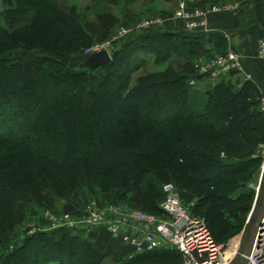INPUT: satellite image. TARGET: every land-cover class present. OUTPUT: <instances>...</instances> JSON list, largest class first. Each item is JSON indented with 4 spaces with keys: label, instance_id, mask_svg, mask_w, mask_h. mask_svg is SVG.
Masks as SVG:
<instances>
[{
    "label": "trees",
    "instance_id": "trees-1",
    "mask_svg": "<svg viewBox=\"0 0 264 264\" xmlns=\"http://www.w3.org/2000/svg\"><path fill=\"white\" fill-rule=\"evenodd\" d=\"M0 1L4 23L0 24V243L8 241V233L29 213L23 188H37L34 179L38 175L47 187L74 175L72 182L88 179L85 175L90 171L99 173L91 165L75 170L76 154L83 155L82 161L87 156L115 155L118 163L113 167L122 170L99 174L107 190L116 194L105 198L136 192L138 198L132 194V200L142 211L157 216L162 215L161 185L172 180L179 190L199 197L193 212L204 213L214 239L226 242L225 236L238 229L242 207L254 198L246 181L262 163L264 111L256 102L261 92L252 80L234 91L235 86L222 78L195 93L189 82L202 79L193 73L194 60L208 58L212 51L226 53L227 38L218 32L137 29L113 49L105 65L88 69L83 61L84 69L72 72L58 57L73 53L65 34L79 29L75 16L66 14L55 0ZM130 16L127 12L123 18ZM54 23L60 25L57 32L52 29ZM81 30L85 31L83 26ZM177 57L185 60L180 72L170 63ZM148 58L155 65L166 64V69L140 74L132 85L133 76ZM99 95L110 102L104 104ZM84 119L88 128L79 139L73 138L72 130L69 136L68 126ZM129 154L140 157L132 165L119 161ZM23 168L34 173L22 184L18 172ZM97 180L92 181L99 189L103 181ZM71 204L82 205L76 199ZM68 207L65 211H72ZM101 234L106 237L99 252L107 245L119 251L105 231L92 234L93 246L98 248ZM86 236L64 227L35 230L14 250L1 254L0 264H44L50 259L58 264H101L86 248ZM233 249L230 246L229 253ZM178 256L175 249L147 250L123 264H154L156 257L170 261Z\"/></svg>",
    "mask_w": 264,
    "mask_h": 264
},
{
    "label": "rangeland",
    "instance_id": "rangeland-1",
    "mask_svg": "<svg viewBox=\"0 0 264 264\" xmlns=\"http://www.w3.org/2000/svg\"><path fill=\"white\" fill-rule=\"evenodd\" d=\"M118 2H116V4L111 3L110 1H97V0H55L56 3H58L57 5H59L60 7L62 6L66 12H69V15L75 16L77 18V20H79L80 25L78 26L79 29L74 31H71L70 35H67L68 40H70V43L72 42V47H73V53H69V55H64L62 57H58L60 60L64 61L66 64L67 69L71 70L72 72H78L80 70H83L84 67L82 68L80 66V64L84 61V58H87V56L90 54H85L84 50L87 49L90 46H96V44L102 48L100 49H106L109 54L111 55V52L113 51L114 48L118 47L121 42L124 40L123 38L125 36H128L131 32H123V36L122 35H118L117 34V30L120 28L121 23L123 24L124 22H131V21H135L138 18L140 19L141 17H150L147 18L150 21V25L148 26L149 28L147 29H153V31L157 30V31H163V29L167 28V29H171V30H176V29H184L187 34H191L193 31L187 30L186 28L188 27V25L186 24V22L181 19L180 17H176V9L178 8V4H181L183 6H185V8L187 10H192V9H200L202 11H204L205 13L208 12V15L210 16L211 14L217 13L219 12V10L222 11H229V12H233L231 10L225 9L221 7L220 2H229V1H225V0H219V2L216 1H209V0H117ZM1 2V1H0ZM189 2H191L192 4H190ZM238 10L240 8V4L241 1L238 0ZM217 6L219 7L218 11H211V7L212 6ZM6 7V5L4 6V8ZM208 10V11H207ZM129 12V14L131 15L130 17L127 18H123L125 16V13ZM67 14V13H66ZM129 16V15H128ZM209 18V17H208ZM134 19V20H132ZM3 19L0 17V24L3 23L2 21ZM125 20V21H123ZM127 20V21H126ZM178 20H180L182 22V26L177 25ZM197 22V21H196ZM4 24V23H3ZM71 25H72V21H71ZM198 25V29L200 32H210L208 30V28L210 27V24L206 23L205 25L199 24L197 22ZM59 24H55L53 25L52 29L53 31H56L59 29ZM83 26L85 31L81 30V27ZM61 28V27H60ZM72 29V28H71ZM145 29V30H147ZM82 31V33L84 34V37H81V34L79 33V31ZM144 31V30H143ZM72 32H74L75 35L72 34ZM125 33V34H124ZM126 39V38H125ZM88 40V41H87ZM68 43V42H67ZM78 48V50H77ZM80 48V49H79ZM98 49V50H100ZM77 50V51H76ZM257 50V47H256ZM33 53L36 54H43V55H50L47 52H38L37 50H31ZM97 51V50H96ZM231 51V52H230ZM233 52H237V53H232ZM24 53L23 50H18L16 53ZM227 55H232L234 57L233 60H228L226 62L220 63L221 58H223L222 56L218 58V60L214 61L213 63L210 64V66L212 65H217L220 66L221 68H216L214 70L217 69H224V70H231L232 68L234 69L237 64L238 61L240 62V65L245 67L243 65V53L241 54L240 51H237L234 48H228L226 49ZM229 52V53H228ZM258 52V50H257ZM256 52V54H257ZM213 55L209 56V58H215L218 53L212 51ZM223 53V52H221ZM232 53V54H230ZM225 54V52L223 53ZM228 55V56H229ZM258 56V55H257ZM1 57V54H0ZM143 57V55L141 56ZM146 59L148 57L145 56ZM260 58V57H259ZM224 59V58H223ZM262 60L264 59L261 58ZM208 60L207 58H197L196 60H194L193 63V73L195 71V75L196 76H201L202 74H205L204 71H201V68L203 67H207L206 64L202 63L203 61ZM171 66L172 68H174L177 71H181V68H183L182 66L185 64V60L180 58H173L170 60ZM99 66V65H98ZM100 67V66H99ZM166 64H160V65H155L154 62L148 58V60L146 61V63L144 64V66L139 70L136 71L135 75L133 76V79L131 81L132 85H134L135 83V78L137 76H139L140 74H145L147 72H153V70L155 71H159V70H164L166 69ZM242 67V72H235V73H239V79L240 80V85H242L244 82L246 81H250L252 80L251 77V73H248L244 68ZM97 68V67H96ZM197 70V71H196ZM231 72V71H230ZM202 73V74H201ZM246 75H249V78L245 77ZM35 76V74H31V77ZM241 76V77H240ZM204 79H194L195 83L189 82L191 84V90H194L193 92H202L205 89H207L209 87V85L215 83L218 80H213V79H206L205 77L201 76ZM237 77V76H236ZM234 77V82H236L237 80H235ZM35 80H39V77H35ZM224 81H228V79H224ZM188 83V82H187ZM188 83V85H189ZM256 84V83H254ZM239 85V83H238ZM238 85L236 84V86L234 87V91L237 90ZM257 85V84H256ZM239 88V87H238ZM258 89V87H257ZM259 90V89H258ZM261 92V91H259ZM262 94V93H261ZM260 94V96H258L256 102L258 105H260V109L262 108V102L264 100V97ZM175 97H177L176 93H174ZM99 100L102 101L104 104L105 103H109L110 99L103 96V95H99ZM103 105L102 103L99 104ZM101 107V106H100ZM170 107V106H169ZM264 111V107L261 109ZM169 111V110H168ZM168 111L166 112V115L168 113ZM88 113V111H87ZM94 113H100L98 110L94 109ZM102 113V112H101ZM89 114V113H88ZM86 114V116L90 119V116ZM170 114V113H169ZM86 119V117H85ZM85 119L83 121H79L76 122L77 125H74L73 127H69L68 131V135L70 136V131L74 134L73 138H78L79 139V135L81 134V132L86 128H88V126H85L86 124H84L86 121ZM97 119V118H96ZM95 119V120H96ZM94 120V119H92ZM107 121V120H106ZM106 121L104 123H106ZM112 121V120H111ZM90 124V122H89ZM94 135L98 136L99 134H97L96 132H94ZM72 139V138H71ZM78 141V140H77ZM98 144L100 142V140L96 141ZM73 150L75 151L76 149L73 148ZM77 156H75V170L79 171V170H83L85 167L90 166L91 167H95L97 168V170H99V173L93 172V171H88L89 173L86 174L85 176L88 175V179H82V178H77V181L74 183L72 182V178L75 177L71 176L65 179L64 182H59V184L54 185L53 183H50L49 185H47V187H43V185H45V182H41L40 178L37 176L35 180V183L37 184V188H33L32 190L30 188L24 189V193L26 195V200L28 202L27 204V209L28 212L27 215H24L23 219H21V221L17 224L14 225L12 231L8 236V241L5 242L4 244L0 243V255L1 254H6L8 253V251H12L14 250L17 246H19L21 244L22 241H24V238L27 235H30L32 233L38 230H48L47 227L51 226L49 224L46 225V223H48V216L49 218H51V216L53 215V212L57 215L61 214L62 211H65V208H67L71 202L75 201V199L77 200L78 204L82 205L84 203H87V205L92 204L94 202V200L96 198L101 199V198H110L111 195H114L115 197V192L112 190H107L108 189V184L104 182L103 178L101 177V175H107L110 173H106L109 172V170L114 169L115 165H117V157L115 155H113L114 157L112 158H102V156H87L86 158L83 157V161L81 160L82 156L81 154H76ZM140 156H131L129 155H122L121 159H119V161L121 162H125L127 163V165H132V161L133 160H137ZM197 168V167H196ZM200 168V167H199ZM194 169L195 171H199ZM117 170V172H119L120 170H122V168H115ZM191 169V168H190ZM257 169V168H256ZM256 169H254L253 173H251V176L248 177L247 182H249L255 175H256ZM31 171L28 170V172H26L23 168V170H20L18 172V180H20L23 184V181H25V179H30L33 176V171L30 173ZM55 173H59L58 171H55ZM101 174V175H99ZM116 174V173H115ZM255 174V175H254ZM56 176V181L58 180V176ZM76 178V177H75ZM95 178L96 180L98 179L100 182H102V186L101 188L97 189L96 186L94 184H96L95 181H92ZM97 180V181H98ZM172 181V180H171ZM171 181H167V182H171ZM58 182V181H57ZM173 182V181H172ZM164 183V182H163ZM162 183V184H163ZM174 183V182H173ZM175 184V183H174ZM162 187V185H161ZM178 189V192H180V196L181 198L187 202V203H191V209L193 210L194 207L198 206V199L199 197L193 196L190 194V192L183 190V189ZM71 192V193H69ZM137 192H138V187H137ZM133 194L134 198L136 199L138 198L135 193H127V195L123 196L122 198L120 196H117V199L114 198L112 201L113 202H122L123 204L127 205V206H134V207H139L141 208L140 204L135 203L132 198L131 195ZM255 194L254 193V198L250 201V203L248 205H246L245 207H242V211L240 212V217H238V219L236 220V228L238 227V229H232L231 232H229V234H227L225 236L226 242L229 240V245L233 246V251H231V253H234L237 249V247H239V240H240V234L244 232L248 231V227L250 226L249 223V214L251 212L252 206L254 205V200H255ZM83 198V201H81ZM131 199V200H130ZM109 200V199H108ZM136 202H138L136 200ZM140 202V201H139ZM135 203V205L133 204ZM79 206V208L82 207ZM74 205H70L68 208L69 209H73ZM77 207V206H76ZM203 217L205 216L204 213ZM201 214V215H202ZM206 217V216H205ZM207 220V219H206ZM207 222V221H206ZM247 225V226H246ZM1 228V227H0ZM64 229H68L71 230L74 233H78V234H83V236L85 237V235H88L86 237H88L87 239V245L86 248L89 249L90 251V255L93 259L95 260H101V264H123L124 261L127 260V257L122 256L120 251H116L114 249V247H112V245H107V247H105L106 249L104 251L96 252V247L93 246L94 240H92L91 236L93 233L86 234L82 231H78V230H72L68 228H64ZM85 234V235H84ZM91 239V240H90ZM88 240H90V242H88ZM223 240V241H225ZM113 245L116 246V244H114L112 241H110ZM232 242V243H231ZM230 246L228 248H230ZM121 249V248H119ZM162 249V248H160ZM160 249H156V250H160ZM149 251H154V250H149ZM162 251H174L171 248H165L162 249ZM230 251L228 250V253ZM230 254V253H229ZM233 260V259H232ZM178 263L180 262V256H178L176 259H172L170 261H164V258H160V257H156V260L154 261V264H174V263ZM44 264H58L57 260H48L46 263Z\"/></svg>",
    "mask_w": 264,
    "mask_h": 264
},
{
    "label": "built area",
    "instance_id": "built-area-1",
    "mask_svg": "<svg viewBox=\"0 0 264 264\" xmlns=\"http://www.w3.org/2000/svg\"><path fill=\"white\" fill-rule=\"evenodd\" d=\"M181 4H178L175 15L186 22L188 25L187 30L199 31L197 30V22L202 25L209 24L208 10L206 13L200 9L187 10ZM220 4L222 8L238 11L237 1L220 2ZM218 9L219 7L215 5L211 7V11L214 12ZM147 18L151 19V16L121 23L117 34L120 36L123 32L129 33L137 29L145 30L149 28L150 21ZM100 48L96 44V46L88 47L84 52L89 54ZM257 50L258 57L263 58L264 37L258 40ZM232 53L237 52L232 51ZM228 55L226 52L225 54H218L214 59L208 57V60L202 62L207 67L201 68V71L205 73H201V76L215 80L232 72H242L243 66L240 65L239 61L237 66L231 70H214L221 67L215 64L210 66L221 56L224 59L221 58L220 63L234 59L232 55ZM245 77L249 78V75ZM190 81L191 84L195 83L193 78ZM261 105L263 108L264 100ZM260 153L262 163L256 175L254 174L255 176L247 183V186L253 189L256 194L260 190V183L264 177V148ZM161 188L164 192L158 202L162 211L161 216L144 212L140 208L127 206L122 202H113L103 197L101 199L96 198L92 204L90 202L88 205L84 203L81 208L73 206L72 211H62L59 215L53 212L51 218L47 217L48 223L46 225H51L47 228L69 227V229L82 231L86 234L105 231L116 244L118 250H121L122 256L127 258L147 250L171 248L180 254V262L177 264H229L235 254V252L228 253L229 240L218 242L214 239L206 218L193 212L191 203H187L181 198L180 192H178L172 181L164 182ZM255 230L250 252L245 256L246 259L242 264H264V214L256 223Z\"/></svg>",
    "mask_w": 264,
    "mask_h": 264
},
{
    "label": "crops",
    "instance_id": "crops-1",
    "mask_svg": "<svg viewBox=\"0 0 264 264\" xmlns=\"http://www.w3.org/2000/svg\"><path fill=\"white\" fill-rule=\"evenodd\" d=\"M229 2L238 0H225ZM240 8L238 11H222L211 14L208 16L210 24L208 33L218 32L227 38V49L234 48L237 51L243 53V67L248 73H251L252 81L257 84L261 95L264 97V59L262 60L256 54L257 42L264 37V0H240ZM178 27L182 26V22L178 20ZM176 31L185 32L184 29H176ZM194 33V32H193ZM195 34V33H194ZM239 74V73H238ZM237 73L232 72L226 74L221 79H228V81L238 87H240V80ZM237 76V77H236ZM234 77L236 82H234ZM241 77V76H240ZM218 78V79H220ZM204 79V78H202ZM215 79V80H218ZM210 80V78H209ZM198 81H200L198 79ZM105 235H99L98 248L96 246V252L99 247H102ZM101 252V251H100Z\"/></svg>",
    "mask_w": 264,
    "mask_h": 264
},
{
    "label": "water",
    "instance_id": "water-1",
    "mask_svg": "<svg viewBox=\"0 0 264 264\" xmlns=\"http://www.w3.org/2000/svg\"><path fill=\"white\" fill-rule=\"evenodd\" d=\"M3 5L0 2V11L3 10ZM111 55L106 49H101L91 52L87 58H84V63L88 69L96 68L98 65L103 66L111 60ZM264 174V169H263ZM260 190L255 195L254 205L252 206L250 216V226L248 231L240 234L239 247H237L235 254L230 260L229 264H242L246 259L245 256L249 254L252 246V238L256 232V223L263 217L264 214V177L260 183ZM247 226V225H246Z\"/></svg>",
    "mask_w": 264,
    "mask_h": 264
}]
</instances>
